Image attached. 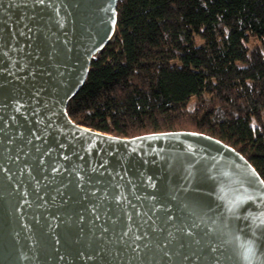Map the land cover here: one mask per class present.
I'll list each match as a JSON object with an SVG mask.
<instances>
[{
    "label": "water",
    "instance_id": "95a60500",
    "mask_svg": "<svg viewBox=\"0 0 264 264\" xmlns=\"http://www.w3.org/2000/svg\"><path fill=\"white\" fill-rule=\"evenodd\" d=\"M118 1L0 0V264H264V180L233 147L70 118Z\"/></svg>",
    "mask_w": 264,
    "mask_h": 264
},
{
    "label": "trees",
    "instance_id": "16d2710c",
    "mask_svg": "<svg viewBox=\"0 0 264 264\" xmlns=\"http://www.w3.org/2000/svg\"><path fill=\"white\" fill-rule=\"evenodd\" d=\"M117 17L72 121L121 138L206 134L264 180V0H119Z\"/></svg>",
    "mask_w": 264,
    "mask_h": 264
}]
</instances>
